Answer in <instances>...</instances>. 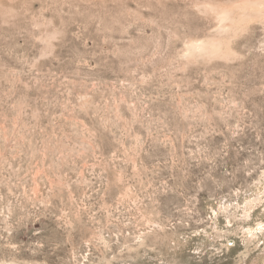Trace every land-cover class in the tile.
Returning a JSON list of instances; mask_svg holds the SVG:
<instances>
[{"label": "rangeland", "instance_id": "obj_1", "mask_svg": "<svg viewBox=\"0 0 264 264\" xmlns=\"http://www.w3.org/2000/svg\"><path fill=\"white\" fill-rule=\"evenodd\" d=\"M0 264H264V0H0Z\"/></svg>", "mask_w": 264, "mask_h": 264}]
</instances>
